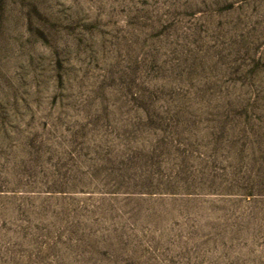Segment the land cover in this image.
<instances>
[{
  "label": "rangeland",
  "instance_id": "1",
  "mask_svg": "<svg viewBox=\"0 0 264 264\" xmlns=\"http://www.w3.org/2000/svg\"><path fill=\"white\" fill-rule=\"evenodd\" d=\"M0 264H264V0H0Z\"/></svg>",
  "mask_w": 264,
  "mask_h": 264
}]
</instances>
